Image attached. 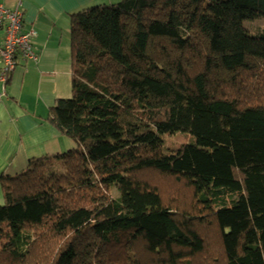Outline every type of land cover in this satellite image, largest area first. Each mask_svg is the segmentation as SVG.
<instances>
[{
    "label": "trees",
    "instance_id": "1",
    "mask_svg": "<svg viewBox=\"0 0 264 264\" xmlns=\"http://www.w3.org/2000/svg\"><path fill=\"white\" fill-rule=\"evenodd\" d=\"M70 18L76 147L3 180L0 264H264V0Z\"/></svg>",
    "mask_w": 264,
    "mask_h": 264
},
{
    "label": "crops",
    "instance_id": "2",
    "mask_svg": "<svg viewBox=\"0 0 264 264\" xmlns=\"http://www.w3.org/2000/svg\"><path fill=\"white\" fill-rule=\"evenodd\" d=\"M121 0H0L8 10L21 9L26 29H34L36 60H20L3 80L0 60V205L3 180L24 173L33 159L63 154L73 139L49 120L61 99L72 95V13L109 6ZM4 33L0 30V38Z\"/></svg>",
    "mask_w": 264,
    "mask_h": 264
},
{
    "label": "built area",
    "instance_id": "3",
    "mask_svg": "<svg viewBox=\"0 0 264 264\" xmlns=\"http://www.w3.org/2000/svg\"><path fill=\"white\" fill-rule=\"evenodd\" d=\"M24 14L21 9L8 10L0 5V30L4 36L0 38V60L4 67L1 70L3 80L9 78L20 60H36L34 48V29L24 28Z\"/></svg>",
    "mask_w": 264,
    "mask_h": 264
},
{
    "label": "rangeland",
    "instance_id": "4",
    "mask_svg": "<svg viewBox=\"0 0 264 264\" xmlns=\"http://www.w3.org/2000/svg\"><path fill=\"white\" fill-rule=\"evenodd\" d=\"M249 23V22H248ZM258 23H261L262 24V22L261 21H258ZM246 25L248 26V24L246 23ZM258 25H260V24H258ZM264 25V24H263ZM182 142V141H181ZM114 194L115 195H117L118 193H117V191H114Z\"/></svg>",
    "mask_w": 264,
    "mask_h": 264
}]
</instances>
